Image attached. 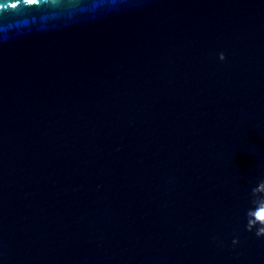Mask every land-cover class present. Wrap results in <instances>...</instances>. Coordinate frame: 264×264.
Here are the masks:
<instances>
[{"label":"water","instance_id":"1","mask_svg":"<svg viewBox=\"0 0 264 264\" xmlns=\"http://www.w3.org/2000/svg\"><path fill=\"white\" fill-rule=\"evenodd\" d=\"M0 264H264V0H0Z\"/></svg>","mask_w":264,"mask_h":264},{"label":"clouds","instance_id":"2","mask_svg":"<svg viewBox=\"0 0 264 264\" xmlns=\"http://www.w3.org/2000/svg\"><path fill=\"white\" fill-rule=\"evenodd\" d=\"M256 235H257V236H261V235L259 234V232H256ZM234 243H235V241H234Z\"/></svg>","mask_w":264,"mask_h":264}]
</instances>
